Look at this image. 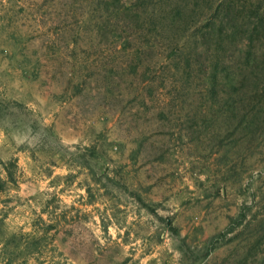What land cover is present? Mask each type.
Listing matches in <instances>:
<instances>
[{
  "label": "rangeland",
  "instance_id": "obj_1",
  "mask_svg": "<svg viewBox=\"0 0 264 264\" xmlns=\"http://www.w3.org/2000/svg\"><path fill=\"white\" fill-rule=\"evenodd\" d=\"M260 120L264 0H0V264H264Z\"/></svg>",
  "mask_w": 264,
  "mask_h": 264
},
{
  "label": "trees",
  "instance_id": "obj_2",
  "mask_svg": "<svg viewBox=\"0 0 264 264\" xmlns=\"http://www.w3.org/2000/svg\"><path fill=\"white\" fill-rule=\"evenodd\" d=\"M252 118H253L252 120H254V121H251L250 122L248 119L245 121L246 127H249L251 125L250 123H254L255 120L259 121L258 114H254ZM260 123L263 124L264 121L262 122V120H260ZM7 169H8V167H7ZM243 218H244V216L241 215L238 219H236L235 221H233V223H230L229 226L227 227V231L226 232L227 233L233 232L235 230V228H237L238 226L242 225Z\"/></svg>",
  "mask_w": 264,
  "mask_h": 264
}]
</instances>
